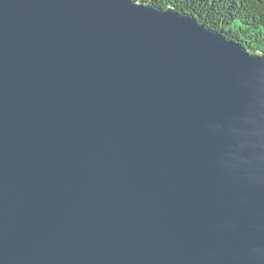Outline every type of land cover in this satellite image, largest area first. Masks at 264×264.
Returning a JSON list of instances; mask_svg holds the SVG:
<instances>
[{"label": "water", "instance_id": "1", "mask_svg": "<svg viewBox=\"0 0 264 264\" xmlns=\"http://www.w3.org/2000/svg\"><path fill=\"white\" fill-rule=\"evenodd\" d=\"M0 264H264V55L171 5L0 0Z\"/></svg>", "mask_w": 264, "mask_h": 264}, {"label": "trees", "instance_id": "2", "mask_svg": "<svg viewBox=\"0 0 264 264\" xmlns=\"http://www.w3.org/2000/svg\"><path fill=\"white\" fill-rule=\"evenodd\" d=\"M158 7L171 5L198 22L242 45L248 53L264 55V0H137Z\"/></svg>", "mask_w": 264, "mask_h": 264}]
</instances>
